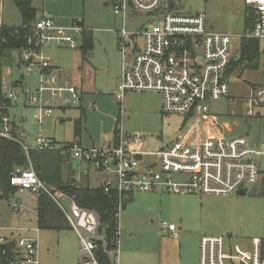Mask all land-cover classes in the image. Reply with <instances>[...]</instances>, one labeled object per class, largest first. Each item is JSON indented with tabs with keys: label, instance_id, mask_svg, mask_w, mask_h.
<instances>
[{
	"label": "rangeland",
	"instance_id": "374dc122",
	"mask_svg": "<svg viewBox=\"0 0 264 264\" xmlns=\"http://www.w3.org/2000/svg\"><path fill=\"white\" fill-rule=\"evenodd\" d=\"M171 3L173 7H169ZM32 5L38 11L37 16L43 14L53 18L59 27L82 23L83 29L92 33L93 49L84 60L79 41L76 50L54 44L43 48L42 53L52 67L60 68L61 78L82 90L80 105L67 107L64 113L55 109L59 103L53 101V115L43 125L34 121V109L28 103V97L38 86L39 67L35 66L30 72L23 71L17 51L2 60V85L8 86V89L2 86V93L12 92L17 96V100L11 101L6 108L5 115L12 126L21 129V140L25 145L33 147L39 136L60 144L72 142L77 121L81 123L79 141L88 148L106 146L114 132L121 129L128 136L144 138L145 149L161 150L183 132L188 125L186 118L162 114L158 94L127 91L121 101L114 94L121 61L117 37L123 27L122 17L113 13L111 0H33ZM245 9L243 0H165L159 15L166 12L202 15L207 31L231 37L229 56L235 60L239 59L242 38L251 34L249 28L245 29ZM159 15H128L124 30L128 34L140 32L148 28L152 20L159 22ZM3 17L4 20L15 19L14 26L20 24L12 0L3 1ZM51 74L58 76L57 72ZM222 77L228 86V97L209 101V114L217 117L226 138L243 137L251 147L264 151L262 110L258 118L246 114L250 88L257 85L256 90L264 84V41L260 42L256 70L249 69L244 63L226 70ZM13 83H21V86L12 87ZM156 108L158 116L154 114ZM259 164L264 169V157ZM104 177L101 173H90L88 186L98 187ZM132 196L133 201L125 202L118 218L117 240L121 257L125 243L129 244V249L146 251L149 256L154 253L156 264L193 261L195 253L198 257L202 237L223 238L228 252L235 246L249 250L253 239L264 243V181L248 187L243 195L198 197L135 193ZM60 201L67 207L65 199ZM16 204H20L18 211L13 210ZM36 207L37 198L28 191L7 194L0 191V236L36 239L39 264H79L78 240L73 231L70 228L61 231L40 229ZM163 224L173 225L176 237L163 229ZM160 252H163L161 256ZM114 254L115 251H111L110 255Z\"/></svg>",
	"mask_w": 264,
	"mask_h": 264
},
{
	"label": "built area",
	"instance_id": "2783aa9c",
	"mask_svg": "<svg viewBox=\"0 0 264 264\" xmlns=\"http://www.w3.org/2000/svg\"><path fill=\"white\" fill-rule=\"evenodd\" d=\"M248 9L251 34L246 38L264 40V0H243ZM165 0H115L113 12L124 21L128 12L159 15ZM84 29L76 22L59 27L50 18L32 24L26 37V48L20 51L19 65L30 72L38 66V86L28 97L34 109L33 119L43 125L53 114V101L60 107L80 104L78 90L62 82L52 73L50 61L42 50L45 46L78 48L77 38ZM142 37V46L130 54L127 48L132 38ZM231 37L206 30L202 15L184 16L172 13L159 15L148 28L128 34L122 28L118 36L121 70L116 94L119 101L127 91L155 92L161 95V113L185 117V129L174 141L161 150L144 148L145 139L128 136L121 129L113 134L109 146L82 148L77 143L59 146L40 136L29 150H60L70 161L84 164L93 171L104 172L112 178L101 188L108 197L116 199L117 236L118 218L123 204L134 193H164L198 196H227L264 181V169L259 161L264 151L251 147L243 137L226 138L218 119L209 114V101L228 97V86L223 80L230 63ZM4 85V84H3ZM2 85V86H3ZM8 89L7 85L3 86ZM16 101L12 92L5 94ZM264 118V86L252 90L246 114ZM12 125L0 113V137L17 141L11 134ZM9 184L19 191L35 196H49L63 214L78 240L79 264H99L96 253L101 250L110 262L118 264V240H114L115 254L108 252L101 234V221L94 210L77 206L72 200L65 207L64 195L44 185L31 167L14 168ZM20 204L13 206L18 211ZM162 228L172 232L173 225ZM221 237H202L199 241L198 264H264V245L253 239L249 250L235 246L228 252ZM37 240L27 237L0 236V264H39Z\"/></svg>",
	"mask_w": 264,
	"mask_h": 264
},
{
	"label": "trees",
	"instance_id": "16d2710c",
	"mask_svg": "<svg viewBox=\"0 0 264 264\" xmlns=\"http://www.w3.org/2000/svg\"><path fill=\"white\" fill-rule=\"evenodd\" d=\"M20 12L22 24L18 27L0 28V113L5 114L6 108L11 101L2 93V60L9 56L12 51L20 52L26 48V37L35 18V10L31 6V0H13ZM248 14V10H247ZM246 14L245 29L250 28V22ZM85 44L82 55L91 50L90 33L85 35ZM259 41L257 39L242 38L239 59H230L228 69L246 63V66L254 70L258 67ZM80 122L74 126L76 137L80 134ZM12 136L17 141L0 137V191L10 193L15 188L9 184V174L17 167H31L38 179L54 192H60L77 206L94 210L100 217L101 234L104 237L108 252L114 250V240L117 238L116 199L108 197L101 187L90 188L87 185L79 184L74 177V170L71 169V161L60 150L36 151L23 150V143L17 139L15 126H12ZM78 183V184H77ZM36 214L38 227L46 230L61 231L69 229V226L52 199L47 195H38ZM264 245V243H263ZM99 264H111L109 257L101 250L96 253Z\"/></svg>",
	"mask_w": 264,
	"mask_h": 264
},
{
	"label": "crops",
	"instance_id": "0c3cea01",
	"mask_svg": "<svg viewBox=\"0 0 264 264\" xmlns=\"http://www.w3.org/2000/svg\"><path fill=\"white\" fill-rule=\"evenodd\" d=\"M3 1L4 0H0V28H2V27H6V28H12V27H18V26H20L21 24H22V18H21V15H20V12L18 11V9L16 8V6H15V4H14V1L12 0V3H13V5H14V7L17 9V12H18V14H19V16H20V19H21V22H20V24H18V26L16 25V26H14L13 24H15L16 23V20L14 19V21H10L8 18H7V20H4V17H3ZM9 1V0H8ZM32 2H33V0H31V6H32V8L35 10V18H34V21H33V23H35V22H37V21H39V20H41V19H45V18H48V17H46V16H44L43 14L42 15H40V16H37L38 15V11H37V9H35L34 7H33V5H32ZM114 2H115V0H111V4H113L114 5ZM244 3V2H243ZM247 10L248 9H245V13H244V18H246V14H247ZM114 13V12H113ZM116 15V14H115ZM128 15H137V13H132V12H128L127 13V15L125 16V18L128 16ZM119 16H121V15H119ZM122 17V16H121ZM124 18V21H123V18H122V27L124 28V25H125V19ZM16 19H17V17H16ZM50 19H52L54 22H55V24H56V21H55V19H53V18H50ZM4 21L6 22V23H4ZM76 23H78V22H76ZM82 28H83V25H82V23H78ZM246 30H248V28L246 29ZM249 30H251L250 28H249ZM86 33H90V41H91V50L90 51H88L86 54H85V57L82 55V49H83V47H84V44H85V41H86V39H85V35H86ZM135 33V32H134ZM133 34V33H132ZM247 36V35H246ZM246 36L245 37H243V38H245V39H250V38H246ZM117 40H118V37H117ZM140 40V41H139ZM77 41H79L80 42V45H81V50H80V53H81V57H82V59H88V54L90 53L91 54V51H92V49H93V38H92V33H91V31H87V30H85L84 29V32L77 38ZM259 41V54H260V42L261 41H264V40H258ZM118 42V41H117ZM141 46H142V37H140V36H137V37H134V38H132L131 39V41H130V44H129V46H128V48H127V53L128 54H130V58H131V53L136 49H140L141 48ZM13 52V51H12ZM89 54V55H90ZM120 55H121V53H120ZM259 61V60H258ZM52 66V65H51ZM258 68V67H257ZM256 68V69H257ZM256 69H254V70H256ZM120 70H121V61H120ZM120 70H119V77H118V84H119V78H120ZM52 72H57L58 73V76H55L56 78H58L60 81H62V82H67V83H69L71 86H73V87H75L77 90H78V92L80 93V96H82V90H81V88H78L77 86H74L71 82H69V81H66V80H63L62 78H61V70H60V68L58 67V66H55V67H52ZM19 87V86H21V83H13L12 84V87ZM118 86V85H117ZM261 86H264V84H262V85H260L259 87H261ZM255 87H257V85H254V86H252L251 88H250V90H249V95H250V92L253 90V89H255ZM143 93H146V92H143ZM148 93V92H147ZM149 93H154V94H158V93H155V92H149ZM160 97H161V95L160 94H158ZM80 103H81V100H80ZM80 105V104H79ZM161 105H162V97H161ZM56 110H58V111H60L61 113H64L65 112V110L67 109V107H60V106H58L57 108H55ZM54 109V110H55ZM160 110H161V107H160ZM154 114L155 115H157L158 116V108H156L155 110H154ZM53 115V114H52ZM258 117L260 116L259 115V113H258V115H257ZM216 117V116H215ZM257 117V118H258ZM217 118V117H216ZM77 122H80V121H77ZM76 122V123H77ZM75 123V124H76ZM75 126V125H74ZM226 127L228 128V126L226 125ZM80 128H81V123H80ZM15 130H16V135L18 136L17 137V139H19V141H21L22 142V140H21V129L20 128H18V127H16L15 126ZM80 134H81V130H80ZM80 134L78 135V137H76L75 136V134H74V127H73V135H74V138H75V140L74 141H72V142H66V143H62V144H60V143H57L56 141H54V140H52V139H48V140H45V141H49V142H52V143H55V144H57V145H59V146H64V145H69V144H72V143H77L80 147L81 146H83L82 144H81V141H79V139H80ZM113 139H114V137L112 136V139L109 141V142H107V144H106V146H109L110 144H112V142H113ZM23 143V142H22ZM24 144V143H23ZM146 144V140H145V143H144V145ZM25 145V144H24ZM254 146V145H253ZM92 147H95V146H93L92 145ZM101 147H103V146H101ZM83 148H88V147H84L83 146ZM91 148V147H90ZM70 165H71V169L72 170H74V177H75V179H76V181L77 182H79V183H81V184H83V185H87L88 186V183H89V181H90V173H95V174H103V175H105V177H104V179H102L101 180V182H100V184H99V186L98 187H101L102 186V184H103V182L104 181H106L107 179H111L112 177L110 176V175H108L107 173H104V172H97V171H93L92 169H90L89 167H87L86 165H84V164H80V163H77V162H75V161H71V163H70ZM96 179V178H95ZM98 180V179H97ZM91 188V187H90ZM94 188H97V187H94ZM15 191H19V190H17V189H15ZM19 192H25V191H19ZM60 193V192H59ZM32 194V193H31ZM62 194V193H61ZM135 194V193H134ZM145 194H148V193H145ZM149 194H152V193H149ZM154 194H164V193H154ZM33 195V194H32ZM168 195V194H167ZM179 195V194H178ZM35 196V195H34ZM132 196V195H131ZM131 196H129L128 198H127V200L125 201L126 203H128V202H132L133 201V196H132V198H131ZM181 196H186V195H181ZM189 196H198V195H189ZM36 197V196H35ZM199 197V196H198ZM65 199V201H67V205H69L70 204V199L68 198V197H66L65 195H64V198H63V200ZM62 203V202H61ZM125 204V203H124ZM124 204H123V206H124ZM123 208V207H122ZM117 238H118V236H117ZM128 238V240H130V241H132L133 239L131 238V237H127ZM126 238V239H127ZM125 243V242H124ZM127 246V247H126ZM128 246H129V244H127V243H125V248L122 250V257H121V251L119 250V243H118V264H156L154 261H153V259L155 258V257H153V254L151 253L150 254V256H149V254H148V252H146V251H140V250H138V251H136V250H132V249H129L128 248ZM38 252V251H37ZM162 253L163 252H160L158 255L159 256H161L162 255ZM119 257H120V260H119ZM198 257H199V254H198ZM198 257H197V253H195V259L193 260V261H191V262H184V263H182V264H198ZM159 264H161V262H159Z\"/></svg>",
	"mask_w": 264,
	"mask_h": 264
},
{
	"label": "water",
	"instance_id": "95a60500",
	"mask_svg": "<svg viewBox=\"0 0 264 264\" xmlns=\"http://www.w3.org/2000/svg\"><path fill=\"white\" fill-rule=\"evenodd\" d=\"M173 6H174L173 4H170L169 7H173ZM245 193H246L245 189H242L241 191L238 192V194H240V195H243Z\"/></svg>",
	"mask_w": 264,
	"mask_h": 264
},
{
	"label": "flooded vegetation",
	"instance_id": "af4514ba",
	"mask_svg": "<svg viewBox=\"0 0 264 264\" xmlns=\"http://www.w3.org/2000/svg\"><path fill=\"white\" fill-rule=\"evenodd\" d=\"M171 4H173V3H171ZM174 5V4H173Z\"/></svg>",
	"mask_w": 264,
	"mask_h": 264
}]
</instances>
